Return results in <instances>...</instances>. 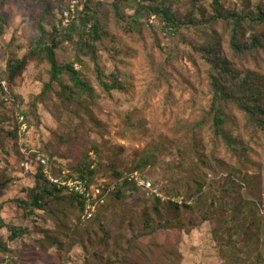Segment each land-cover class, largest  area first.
Instances as JSON below:
<instances>
[{"label": "rangeland", "instance_id": "374dc122", "mask_svg": "<svg viewBox=\"0 0 264 264\" xmlns=\"http://www.w3.org/2000/svg\"><path fill=\"white\" fill-rule=\"evenodd\" d=\"M104 1L115 41L109 50L101 51L102 67L106 74L122 68L125 87L106 93L92 79L99 96L87 102L58 96L59 85L55 84L38 103L37 120L25 112L31 98L43 89L48 65L31 54L29 38L36 33L37 20L47 4L52 7L46 24L51 31L71 0H0V65L6 67L11 52L24 60L11 83L24 102L16 111L7 101L0 106L7 115L0 131L2 216L13 226H33L37 220L31 233L15 240L9 239L7 227L0 229V239L19 254L9 259L15 264H263L264 133L236 103L224 100L219 102L226 114L224 130L235 139L236 149L215 133L210 109L212 69L202 52L186 39L200 40L208 32L240 77L242 89H259L263 101L264 50L237 53L231 47L229 23L222 19L208 22L215 14L213 0H168L180 19L202 22L187 23L180 33L184 37L165 33L164 22L158 17L151 22L145 12L137 15L140 30L133 31L127 19H116L111 0ZM222 3L224 9L264 11V0ZM135 7L136 2L123 3L121 11L134 15ZM256 28L264 30V22ZM251 32L240 36V42H247ZM72 50L61 53L59 61L72 60ZM77 68L84 75L93 74L91 65ZM17 124L21 125L20 145L8 134ZM23 149L33 159L28 172L22 165ZM33 153L49 157V171L53 168L67 174H75L76 164L89 156L96 162L94 181L105 186L114 181L116 169L143 172L163 192L174 193L167 196L174 201L186 199L198 182H203L204 193L199 198L192 196V208H161L159 212L150 202L110 196L101 223L112 237L121 243L137 230L146 233L121 255L108 254L102 247L98 252L104 257H98L94 249L103 227L83 220L75 204H68L65 213L51 207L36 217L24 218L16 200L26 198V189L35 186L38 164L30 155ZM143 156L151 158L150 163L137 169ZM147 216L153 222L145 226ZM89 228L84 243H74V237L80 238ZM52 238L57 243H51Z\"/></svg>", "mask_w": 264, "mask_h": 264}, {"label": "trees", "instance_id": "16d2710c", "mask_svg": "<svg viewBox=\"0 0 264 264\" xmlns=\"http://www.w3.org/2000/svg\"><path fill=\"white\" fill-rule=\"evenodd\" d=\"M72 1V0H71ZM136 2L135 14L126 15L121 11V5L123 3ZM71 5V2H70ZM62 9V16L66 9ZM106 2L104 0H81L76 4V11L71 13L70 23L65 26L62 24L63 17L58 25H53L50 31L47 28L49 24V14L52 13V7L47 4L44 8L40 18L36 23V33L29 38L28 47L32 55L39 59H42L47 65L46 78L44 80V86L42 91L31 98L29 102V109L25 112L27 117L33 116L38 120L37 106L38 103L44 100V97L54 89V85H59L57 91L58 96H64L68 100L79 98L80 101L93 102L98 98L99 93L92 79L96 82L97 87L101 88L102 91L110 93L114 89H122L125 87L124 71L122 68H118L106 74V71L102 67V56L101 51L109 50L110 43L115 41L114 33L110 29L109 17L105 11ZM111 5L115 8L116 19H127V24L134 30H140L141 22L138 20L137 15L145 12L148 18L158 17L164 22L162 30L173 36V34L184 37L182 29L187 26V23H202L201 21H195L190 18V22H186L180 19L173 11L172 6L168 4V0H111ZM212 6L215 14L210 17L209 24H213L219 19L229 23L230 25V37L231 47L237 53H244L246 51L255 52L257 50H264V30L257 31L256 27L258 24L264 22V11L258 12H244L238 8L229 7L228 9L222 8V0H213ZM150 20V19H149ZM251 30L250 37L247 42H240V36H245L248 30ZM208 32H204L201 39L190 40L186 39L192 46L198 48L199 51L206 57L207 62L210 64L212 69L211 74V87L213 91V97L211 102V111L214 114V131L217 135H220L230 146L233 145L235 139L227 134L224 130L226 123V114L223 112L222 107L219 106L221 100L233 101L237 106L249 116L251 122H253L259 130L264 133V101L262 100L260 90L257 88L242 89L240 86V77H238L231 66L230 62L225 56H222L218 50V43H214V40L207 35ZM185 40V38H182ZM203 41V42H202ZM194 42V43H193ZM73 48V59L69 62H60L59 55ZM119 54V52H118ZM24 65V60L19 58L15 52H11V55L7 59L6 67L0 65V106L10 102L15 106V111L19 109V105L24 102L22 96L14 93L11 88V83L14 81L15 76L20 72ZM92 66V73L90 75H84L81 69L77 68ZM7 79L8 83L5 79ZM3 81L6 84H3ZM239 81V82H238ZM244 93V94H242ZM25 115H23L25 117ZM7 115L0 108V131L1 123L5 121ZM20 124H17L12 130L9 131V135L16 138L19 142L20 136ZM233 149L236 147L231 146ZM30 152L22 153V163L30 158ZM36 159L39 155L44 156L46 163L43 164L39 161L37 172L34 174L36 177L35 186L26 189L27 197L17 199L19 207L23 210L24 218L36 217L40 215L39 211H49L52 207H56L57 211L64 212L68 204H75L79 209L80 216L83 220H86L82 216L83 201L82 199L74 194L68 193L63 187H59L57 184L51 182L46 172L49 171L48 161L49 157L44 154L33 153L30 154ZM151 158L143 156V160L140 164L136 165L138 169H144L149 165ZM95 160H91L89 156L82 158L75 166V174H67L66 172H57L55 169L50 168V173L54 176H67V177H81L88 179L90 182L94 181V176L97 171L95 166ZM24 167V166H23ZM114 181L111 185L105 186L106 200L99 207L98 212L95 216L87 221H91L92 225H98L103 227L101 220L105 218V211L108 207V200L110 196H114L119 200H126L128 198H134L139 200L141 203L150 202L152 209L159 212L161 208L170 210L172 208L180 210L183 207L192 208V198H199L204 193L203 182H198L196 190L186 199L182 201H174L169 198L173 194L169 190L164 192L152 180L148 175L142 174L149 180H151L162 192L164 198L157 196H148L146 192L138 187L134 182L129 181L126 177L125 172L117 171L113 169ZM181 195L180 192H176V195ZM166 195V196H165ZM169 196V197H167ZM193 196V197H192ZM3 204H0V229L7 227L10 231L9 239L15 240L24 234L31 233L37 220L34 219L33 226L29 225H8L2 216ZM207 220L208 218H204ZM150 222H153V217L147 216L145 219V226ZM37 227V226H36ZM101 238L94 249V254L98 257H104V254L98 252V249L104 248V251L108 254L121 255L124 251L128 250L135 241L140 239L141 235H145V231L137 230L134 235L127 237L124 242H119L117 238H113L111 230L101 228ZM132 230V229H131ZM134 231V230H132ZM89 230L84 231L80 234V238L74 237V243L76 241L84 243L83 236ZM133 237L137 238L133 240ZM264 242V240H263ZM51 243L55 244L57 241L52 238ZM264 246V243H263ZM139 249L136 247V250ZM0 253L2 258L0 264H15L9 259L10 257H17L18 251L11 249L8 244L0 239ZM263 264H264V251ZM69 261V260H67ZM25 264L24 262H20ZM17 264V263H16Z\"/></svg>", "mask_w": 264, "mask_h": 264}, {"label": "built area", "instance_id": "2783aa9c", "mask_svg": "<svg viewBox=\"0 0 264 264\" xmlns=\"http://www.w3.org/2000/svg\"><path fill=\"white\" fill-rule=\"evenodd\" d=\"M77 0H72L70 9H66L63 13L62 24L67 26L70 23L71 13L75 12ZM151 22L154 21V16L150 18ZM23 120V118H21ZM25 130V126L21 128ZM26 153V150H22ZM37 164L41 161L43 164L46 163L44 156L39 155L37 157ZM33 159L25 160L22 165L25 167L26 172L32 168ZM48 179L57 184L59 187H63L66 192L74 193L78 195L83 201L82 216L84 219L89 220L95 216L98 212L99 207L106 200V193L104 191L105 185L103 183L90 182L88 179H84L78 176L67 177V176H54L49 171L46 172ZM129 181L134 182L138 187L142 188L148 196H157L164 198L160 189L149 179H147L139 171H133L126 173ZM181 202L182 200H178Z\"/></svg>", "mask_w": 264, "mask_h": 264}]
</instances>
